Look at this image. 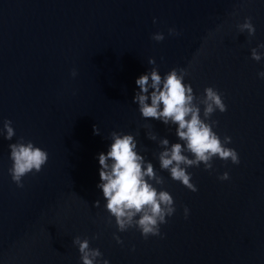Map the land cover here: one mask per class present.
<instances>
[{"label":"water","instance_id":"1","mask_svg":"<svg viewBox=\"0 0 264 264\" xmlns=\"http://www.w3.org/2000/svg\"><path fill=\"white\" fill-rule=\"evenodd\" d=\"M245 17L253 37L237 29ZM158 32L161 42L152 39ZM261 43L264 0H0V129L11 120L15 132L11 141L0 135V264H82L77 236L109 264H264V56L251 59ZM153 67L162 77L186 69L197 97L214 87L227 105L210 119L240 163L215 158L211 170L188 168L197 192L160 168V139L183 143L177 126L143 118L133 103L136 79ZM113 131L135 137L164 180L152 183L174 199L163 238L119 232L105 208L98 154ZM20 137L49 154L23 188L8 172L9 144ZM225 172L230 179L219 180Z\"/></svg>","mask_w":264,"mask_h":264},{"label":"clouds","instance_id":"2","mask_svg":"<svg viewBox=\"0 0 264 264\" xmlns=\"http://www.w3.org/2000/svg\"><path fill=\"white\" fill-rule=\"evenodd\" d=\"M153 22H156L155 19ZM237 29L240 33L246 31L249 37H253L256 32L251 17H245L243 23L237 24ZM168 32L170 35H179L175 28H169ZM164 38L163 33L152 35V39L157 42ZM260 49H264V43L251 49V59L257 62L262 59L264 52L259 51ZM148 63L155 65L156 61L150 58ZM71 75H77L75 69ZM187 75L186 69L173 68L162 77L158 67H153L150 72L136 79L139 91L135 92L133 103L139 105L143 118L161 121L166 126H177L176 136L183 143H173L168 147V139H160L159 144L164 149L158 155L160 168L167 170L174 181L197 192L188 168L199 167L202 163L207 171L213 169L212 161L215 158L230 160L235 165L240 163V158L234 148L226 146L231 143V137L226 135L221 140L213 131L218 121L211 120V116L216 110L221 113L227 111L222 93L214 87H206L204 95L197 97L192 86L184 83ZM258 76L264 78V71L259 72ZM11 125V120H4L3 128L0 129V135L9 141L15 135ZM93 134L100 135L97 125H93ZM147 135L150 140H157L156 134L151 131ZM110 138L112 143L109 150L98 154L100 182L97 184V188L102 190L110 218L115 219L119 232L135 227L144 239L149 236L162 237L160 226L166 224V217H171L176 211L172 195L168 191L158 190L152 183L161 185L164 180L157 175L153 164L146 162L144 156L138 153L137 140L132 134L113 131ZM9 148L12 161V166L8 169L9 175L18 188H23V178L29 173L41 172L48 162L49 154L31 141L25 142L23 137L9 144ZM218 179L229 180V173H223ZM93 206L99 207L100 200H96ZM188 214L189 209L185 207V219ZM111 222L109 219L108 223ZM113 238L118 244H123L115 233ZM73 244L78 246L82 264H109L107 259L98 261L102 253L99 248L90 247L88 238L82 240L77 236L73 239Z\"/></svg>","mask_w":264,"mask_h":264}]
</instances>
